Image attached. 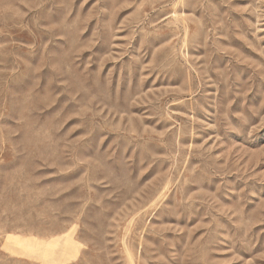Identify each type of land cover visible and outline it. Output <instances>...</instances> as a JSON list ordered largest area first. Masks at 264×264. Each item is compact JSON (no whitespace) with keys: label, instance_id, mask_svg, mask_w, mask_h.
I'll return each mask as SVG.
<instances>
[{"label":"rangeland","instance_id":"obj_1","mask_svg":"<svg viewBox=\"0 0 264 264\" xmlns=\"http://www.w3.org/2000/svg\"><path fill=\"white\" fill-rule=\"evenodd\" d=\"M0 264H264V0H0Z\"/></svg>","mask_w":264,"mask_h":264}]
</instances>
